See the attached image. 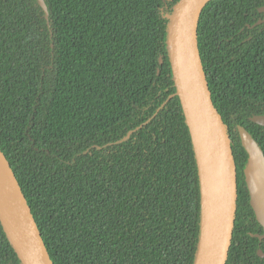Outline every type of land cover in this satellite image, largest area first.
<instances>
[{
  "label": "trees",
  "instance_id": "obj_1",
  "mask_svg": "<svg viewBox=\"0 0 264 264\" xmlns=\"http://www.w3.org/2000/svg\"><path fill=\"white\" fill-rule=\"evenodd\" d=\"M0 0V150L53 264H194L201 197L167 39L178 0ZM264 0H209L202 65L237 169L226 264H264L237 125L264 152ZM162 58V63L159 62ZM0 264H21L0 223Z\"/></svg>",
  "mask_w": 264,
  "mask_h": 264
},
{
  "label": "water",
  "instance_id": "obj_2",
  "mask_svg": "<svg viewBox=\"0 0 264 264\" xmlns=\"http://www.w3.org/2000/svg\"><path fill=\"white\" fill-rule=\"evenodd\" d=\"M209 0H178L173 6L167 51L175 93L180 99L196 157L201 216L199 243L194 264H226L237 204V169L231 139L216 109L198 48L199 16ZM45 18L44 0H37ZM264 12V6L258 8ZM264 22L258 19L254 25ZM162 63V58H159ZM250 120L264 127V114ZM248 158L243 169L249 203L264 239V152L242 125H237ZM0 223L21 264H53L26 197L6 157L0 150ZM259 256L264 257L261 249Z\"/></svg>",
  "mask_w": 264,
  "mask_h": 264
},
{
  "label": "bare ground",
  "instance_id": "obj_3",
  "mask_svg": "<svg viewBox=\"0 0 264 264\" xmlns=\"http://www.w3.org/2000/svg\"><path fill=\"white\" fill-rule=\"evenodd\" d=\"M199 264H204V263L202 262V260H200Z\"/></svg>",
  "mask_w": 264,
  "mask_h": 264
}]
</instances>
